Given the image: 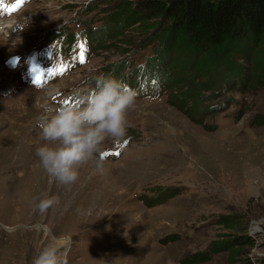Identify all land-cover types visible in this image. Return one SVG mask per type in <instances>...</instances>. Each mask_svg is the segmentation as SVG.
<instances>
[{"label":"rangeland","instance_id":"rangeland-1","mask_svg":"<svg viewBox=\"0 0 264 264\" xmlns=\"http://www.w3.org/2000/svg\"><path fill=\"white\" fill-rule=\"evenodd\" d=\"M94 3L32 0L13 14L9 34L0 31V73L6 70L0 76V264H34L48 229L71 242L68 264H264L262 84L246 89L234 80L236 104L202 123L189 107L171 105L168 95L136 98L124 136L130 139L119 157L96 154L79 166L72 184L43 169L36 155L45 143L40 126L87 76L88 83L96 70L116 63L118 53L92 49L87 64L45 87L25 84L22 65L10 67L6 59H24L53 31L78 29L79 11ZM106 6L91 15L100 19ZM9 19L0 17L5 24ZM142 57L135 55V64ZM40 93L50 98L44 105ZM116 141L106 139L100 151ZM166 185L184 187L173 197H147ZM45 194L59 202L41 214L36 205ZM227 217L233 218L230 228ZM245 234L255 244L239 254L231 241ZM195 255L209 260L192 263Z\"/></svg>","mask_w":264,"mask_h":264},{"label":"trees","instance_id":"trees-1","mask_svg":"<svg viewBox=\"0 0 264 264\" xmlns=\"http://www.w3.org/2000/svg\"><path fill=\"white\" fill-rule=\"evenodd\" d=\"M103 5L104 16L91 15ZM79 12L94 49L118 53L117 62L104 69L117 76L126 58L151 50L146 70L163 81L171 105L189 107L192 117L201 101L207 102L220 67L230 84L235 80L246 89L264 85V0H98L85 14ZM225 220L230 228L233 218ZM255 239L245 234L231 242L241 254ZM208 260L200 255L191 259Z\"/></svg>","mask_w":264,"mask_h":264},{"label":"clouds","instance_id":"clouds-1","mask_svg":"<svg viewBox=\"0 0 264 264\" xmlns=\"http://www.w3.org/2000/svg\"><path fill=\"white\" fill-rule=\"evenodd\" d=\"M137 93L121 80L101 75L94 87L65 104L42 124L36 155L46 173L62 184L75 183L79 166L94 158L108 138L119 140L126 134L128 112L134 108ZM59 202L58 196L44 195L36 208L41 214ZM47 245L34 264H68L71 242L45 231Z\"/></svg>","mask_w":264,"mask_h":264},{"label":"bare ground","instance_id":"bare-ground-1","mask_svg":"<svg viewBox=\"0 0 264 264\" xmlns=\"http://www.w3.org/2000/svg\"><path fill=\"white\" fill-rule=\"evenodd\" d=\"M30 1H32V0H30ZM26 4H24L23 6H25ZM22 6V7H23ZM21 8V7H20ZM19 8V9H20ZM18 9V10H19ZM18 10H16L14 13H16ZM14 13H12L11 15H9V17H10V19L9 20H6V24L5 23H3L4 21H0L2 24H0V31L2 30V29H6V28H8L6 31H5V33L6 34H9L10 32H11V30H12V27L14 26V25H16V22H14V21H12V18L14 17ZM18 27H14V30L15 29H17ZM26 31V30H25ZM25 31H23V33L25 32ZM22 33V34H23ZM12 34V33H11ZM22 34L20 33L19 35L20 36H22ZM18 35V36H19ZM11 57V56H10ZM9 58V56L7 57V59ZM6 59V60H7ZM6 72V70L5 71H2L1 73H0V76H2V74L4 75V74H6L5 73ZM12 72L10 71V74H11ZM66 74L67 73H64V75L61 77V78H59V79H62V78H64L65 76H66ZM4 77V76H3ZM31 91L32 92H35V89L33 90V88L31 89ZM28 92V94H30V91L28 90L27 91ZM68 94V93H67ZM24 96V95H23ZM40 96H41V101H40V103L42 104V105H44V104H46V102H48L47 100L48 99H50V98H48V97H46V96H44V94L43 93H40ZM64 98H62V100H63ZM20 101H21V99H19ZM101 151H103V150H101Z\"/></svg>","mask_w":264,"mask_h":264},{"label":"snow or ice","instance_id":"snow-or-ice-1","mask_svg":"<svg viewBox=\"0 0 264 264\" xmlns=\"http://www.w3.org/2000/svg\"><path fill=\"white\" fill-rule=\"evenodd\" d=\"M81 49L83 50V45L81 46ZM83 62L84 61H83V51H82L81 52V63H83ZM45 75H46V73H44L43 71L39 72L34 78L35 82L36 83L42 82Z\"/></svg>","mask_w":264,"mask_h":264},{"label":"built area","instance_id":"built-area-1","mask_svg":"<svg viewBox=\"0 0 264 264\" xmlns=\"http://www.w3.org/2000/svg\"><path fill=\"white\" fill-rule=\"evenodd\" d=\"M183 187H184L183 185H177V186H175V188L176 189H179V191H181L183 189Z\"/></svg>","mask_w":264,"mask_h":264}]
</instances>
